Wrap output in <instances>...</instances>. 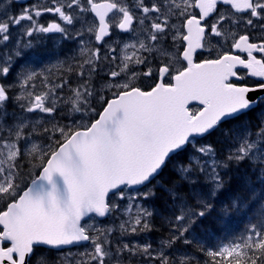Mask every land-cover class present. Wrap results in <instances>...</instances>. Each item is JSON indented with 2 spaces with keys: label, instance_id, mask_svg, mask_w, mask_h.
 <instances>
[{
  "label": "snow or ice",
  "instance_id": "obj_1",
  "mask_svg": "<svg viewBox=\"0 0 264 264\" xmlns=\"http://www.w3.org/2000/svg\"><path fill=\"white\" fill-rule=\"evenodd\" d=\"M19 2L0 0V264H200L178 245L253 205L199 251L264 264V0ZM46 34L80 45L55 79L21 62Z\"/></svg>",
  "mask_w": 264,
  "mask_h": 264
},
{
  "label": "rangeland",
  "instance_id": "obj_2",
  "mask_svg": "<svg viewBox=\"0 0 264 264\" xmlns=\"http://www.w3.org/2000/svg\"><path fill=\"white\" fill-rule=\"evenodd\" d=\"M35 2L36 0H28L25 3L19 2V5H14V10L24 4L35 3ZM45 2H47V0H45ZM53 19H55V17L48 14L41 18V22L42 23L50 22ZM33 43H34V47L26 50L25 55L22 58L21 62L26 65H29L32 69L36 70L37 72H47L48 70H51L53 79L66 73L68 65L74 62L73 57L78 56V51L80 47V45L76 40L61 39L59 34H46L43 36H38L37 39L33 41ZM67 78L69 79L72 86L75 87L77 83V78L75 77V75L69 74ZM102 80H103V74L96 76L93 80V83L100 85L102 83ZM66 91L67 90H65V92ZM94 106L97 108L96 104ZM14 109H15V105L10 103L8 106V110L11 112ZM57 119H59V117H57ZM95 219L100 220L99 218H95ZM248 226L245 228V231L248 228ZM155 228L157 230L160 229L164 230V228L161 226V221L159 219L155 221ZM164 235H167L165 231L164 233L161 234L152 235L151 239L153 240V244L154 243L157 244ZM147 237H150V233L147 234ZM195 239H198L199 241L202 242L205 241L200 238L198 233L195 234ZM212 239H213L211 242L212 246H209L208 249H214L221 243H230L233 240V239L228 240V239L220 238L219 236H214ZM184 248L188 253L194 255L197 260L200 259L199 258L200 253L196 255L193 251H191L190 246H184ZM78 251H83V247L72 249V252L74 254ZM204 260L205 261L201 262L200 264H205V262L210 260V258Z\"/></svg>",
  "mask_w": 264,
  "mask_h": 264
},
{
  "label": "trees",
  "instance_id": "obj_3",
  "mask_svg": "<svg viewBox=\"0 0 264 264\" xmlns=\"http://www.w3.org/2000/svg\"><path fill=\"white\" fill-rule=\"evenodd\" d=\"M97 105V110L99 111L100 109V104L96 103ZM239 187V185H237ZM261 189L258 187L256 192H255V197H258L260 195ZM256 212V206L253 205V209L251 212L248 214L244 213H235L231 217H224V218H219L215 214L209 218L203 226H205V241L202 244V248L208 249L209 244L212 242V238L214 236H220V238L224 239H234L237 237H240L244 231L245 228L250 224L254 223V215ZM216 227V230L214 228ZM199 234V231L197 232ZM213 234V235H212ZM212 235L213 237H210ZM198 241V243H194L193 245L190 246L191 251H193L196 255L198 254L197 252L199 251L200 247V241L198 239H195ZM200 259L198 260L200 263L205 261L204 259H207L206 253L202 252L200 253Z\"/></svg>",
  "mask_w": 264,
  "mask_h": 264
},
{
  "label": "flooded vegetation",
  "instance_id": "obj_4",
  "mask_svg": "<svg viewBox=\"0 0 264 264\" xmlns=\"http://www.w3.org/2000/svg\"><path fill=\"white\" fill-rule=\"evenodd\" d=\"M218 7H222V6H220V5H218ZM125 38H127V34H125ZM76 57V56H75ZM199 58V57H198ZM241 71H243V70H241ZM193 107V106H192ZM198 231H199V236H200V238L202 239V240H205V237L203 236V235H205L206 233H205V226H202V227H200V228H198L197 229ZM214 230H216V227L214 228ZM161 233H164V230H162V229H160V230H155V231H153L152 233H150V237H147V239L150 241V242H152L153 243V240L151 239L152 238V235H154V234H161ZM210 237H213L212 235H210ZM134 239H138V238H134ZM140 239H144L143 237H140ZM204 242H202V241H200V247L202 248V244H203ZM156 243H154V245H155ZM179 247H184V246H180V245H178ZM209 246H212V243H210L209 244ZM197 253H201L202 254V252H197ZM207 259H209V258H207Z\"/></svg>",
  "mask_w": 264,
  "mask_h": 264
},
{
  "label": "water",
  "instance_id": "obj_5",
  "mask_svg": "<svg viewBox=\"0 0 264 264\" xmlns=\"http://www.w3.org/2000/svg\"><path fill=\"white\" fill-rule=\"evenodd\" d=\"M26 1H28V0H20V3H24ZM192 105H198V104H197V102L193 101L192 104L189 105V107L192 106Z\"/></svg>",
  "mask_w": 264,
  "mask_h": 264
}]
</instances>
